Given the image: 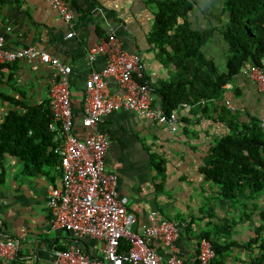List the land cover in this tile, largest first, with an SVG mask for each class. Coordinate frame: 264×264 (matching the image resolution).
Masks as SVG:
<instances>
[{"label":"crops","instance_id":"crops-1","mask_svg":"<svg viewBox=\"0 0 264 264\" xmlns=\"http://www.w3.org/2000/svg\"><path fill=\"white\" fill-rule=\"evenodd\" d=\"M69 2L73 13L71 26L46 0H0V36L7 51L32 47L71 65L74 133L83 138L86 131L81 125L82 92L90 72L86 56L89 48L109 31H113L127 53L140 58L152 86L168 81L173 66H165L149 42L156 10L148 0ZM219 5V0H195L194 11L189 14L192 27L219 28L214 16L219 13ZM69 32L73 37L66 38ZM226 50L227 45L217 32L204 47L205 54L217 59ZM104 66L103 57L97 58L93 65L98 71ZM251 66L225 85L222 104L230 101L233 109L225 108L238 116L240 124L248 123L252 117L264 129V86L249 76ZM54 79L58 77L53 70L39 60H19L1 66L0 125L11 110L23 114L28 108L44 105L50 81ZM111 89L119 92L113 82ZM153 96L157 101V96ZM178 117L176 132L165 125H153L125 109L104 119L102 129L109 140L106 172L117 176L118 198L135 218L131 230L141 231L156 223V219L185 223L175 241V255L184 264H197L199 237L212 232L226 219L234 220L230 235L218 237L223 246L236 244L226 251L225 264H251L250 251L258 252L260 241L250 249L244 247L257 237L264 199L247 202L244 210L233 209L231 201L219 198L218 187L200 171L211 146L228 133L217 112L192 115L190 106L180 104ZM26 161L17 155L0 157V239L18 244V256L12 264H50L58 247L68 248L75 242L71 234L53 230L49 223L48 192L60 186L61 173L58 162L39 158L30 166ZM259 236L264 239V231ZM79 243L87 253L99 254L101 244L97 240L87 238ZM154 246L164 258L171 255L161 243Z\"/></svg>","mask_w":264,"mask_h":264},{"label":"built area","instance_id":"built-area-1","mask_svg":"<svg viewBox=\"0 0 264 264\" xmlns=\"http://www.w3.org/2000/svg\"><path fill=\"white\" fill-rule=\"evenodd\" d=\"M46 1L66 24L72 25L70 0ZM71 37L73 33L69 32L66 38ZM99 57L104 58L105 66L98 71L93 65ZM86 59L90 72L82 92L81 125L86 135L81 138L74 133L71 65L32 47L7 51L0 36V66L19 60H39L58 77L50 81L48 88L51 112L48 130L53 136L51 151L58 159L61 175L60 186L48 192L47 209L51 228L71 234L75 242L65 251L55 250L50 264H184L175 255V241L180 229L186 227L185 223L156 219V223L141 231L131 230L135 218L118 198L117 176L106 172L109 140L102 129L105 117L125 109L153 125H165L176 132L177 110L167 115L153 105L151 88L139 82L145 72L140 58L127 53L112 30L89 48ZM249 76L264 86V58L259 65L251 66ZM111 82L119 92L112 91ZM225 106L233 109L229 100L225 101ZM87 238L101 244L99 254L91 255L83 250L79 242ZM156 242L169 250L168 258L157 252ZM123 244L126 250L121 249ZM18 251L17 243L0 239V264L15 261ZM214 257L211 243L199 240L198 263L210 264Z\"/></svg>","mask_w":264,"mask_h":264},{"label":"trees","instance_id":"trees-1","mask_svg":"<svg viewBox=\"0 0 264 264\" xmlns=\"http://www.w3.org/2000/svg\"><path fill=\"white\" fill-rule=\"evenodd\" d=\"M219 1V13L214 15L219 28L197 29L189 20L195 0H148L156 10L149 42L158 51L163 64L173 69L170 79L159 86H152L145 72L139 82L147 83L157 96L153 105H158L167 115L177 110V119L180 104L190 106L192 115L217 112L228 133L211 146L200 171L207 181L218 187L219 198L231 201L233 209L241 207L244 210L247 202L264 199V129L260 121L252 117L248 123L240 124L238 116L227 110L222 101L225 85L241 70L250 64L259 65L264 58V0ZM198 9L204 13L203 9ZM215 32L227 45L223 57L218 59L204 52ZM50 121L48 101L40 108L26 109L23 114L9 111L0 125V157L17 155L28 160L26 165L30 166L39 158L57 164L58 159L51 151ZM159 167L161 169L162 164ZM260 217L262 224L256 231L257 237L244 247L250 249L260 241L258 252L250 251L254 264H264V239L259 236L264 231V211ZM234 225V220L226 219L212 232H204L199 237V240H208L215 252L210 264H225L226 251L236 244L223 246L218 237L229 236ZM66 249L62 246L56 250ZM121 249L126 250V246L123 244Z\"/></svg>","mask_w":264,"mask_h":264}]
</instances>
